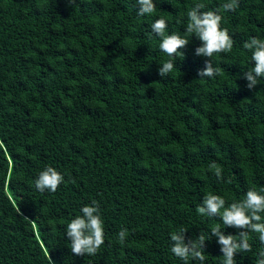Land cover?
<instances>
[{
	"label": "trees",
	"instance_id": "trees-1",
	"mask_svg": "<svg viewBox=\"0 0 264 264\" xmlns=\"http://www.w3.org/2000/svg\"><path fill=\"white\" fill-rule=\"evenodd\" d=\"M196 2L220 10L227 52L194 55L200 42L184 28ZM223 2L155 0L138 16L135 0H0V264H220L211 228L239 230L197 213L204 194L227 206L264 193V79L250 90L241 76L251 67L243 42L264 38V0ZM158 17L165 35L190 41L163 78L169 57L149 27ZM206 59L216 73L199 77ZM48 166L63 181L38 191ZM93 203L104 242L74 254L64 226ZM180 229L204 240L203 259L172 254ZM248 240L234 264L264 250L256 233Z\"/></svg>",
	"mask_w": 264,
	"mask_h": 264
},
{
	"label": "clouds",
	"instance_id": "clouds-1",
	"mask_svg": "<svg viewBox=\"0 0 264 264\" xmlns=\"http://www.w3.org/2000/svg\"><path fill=\"white\" fill-rule=\"evenodd\" d=\"M237 0H225L220 8L231 11L235 8ZM135 11L138 16L153 13L155 0H135ZM202 3H193L186 12L187 23L184 31L193 34L199 44L194 49V55L211 58L214 53L227 52L233 46V38L228 31L221 27L222 16L220 10L204 11ZM179 23L180 20L178 19ZM152 33L160 37L158 48L167 54L168 60L159 63L158 74L163 78L169 74L174 67V62L184 53L178 49L184 48L190 41L188 37L171 32L165 35L166 20L164 17L154 19L149 25ZM243 47L250 51L251 67L242 69L241 76L246 81V87L252 89L258 81L264 79V38L251 37L243 42ZM254 62V63H253ZM216 73L210 59L204 61V67L198 70L199 77H212ZM216 177H221L220 168L214 169ZM63 181V176L55 168L48 166L41 170L35 177L34 185L38 191L54 192ZM198 214L208 216H219L225 228H236V234L221 231L218 227L211 228V236L219 245V251L223 257L220 264H234L237 253L247 251L250 248L248 234L256 233L258 240L264 244V193L253 189L247 190L243 198L226 206L224 197L205 193L200 204L197 206ZM103 221L97 206L84 204L79 209V214L74 215L64 226V236L67 245L74 254H93L104 242ZM126 229H121L117 237L122 242ZM199 244L194 240H186L185 231L180 229L170 234V251L181 260L189 255L194 258L203 259L200 247L204 240L197 238ZM255 264H264V250L258 254Z\"/></svg>",
	"mask_w": 264,
	"mask_h": 264
}]
</instances>
